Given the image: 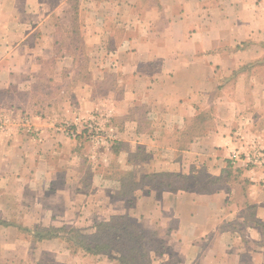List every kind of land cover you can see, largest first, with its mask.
I'll list each match as a JSON object with an SVG mask.
<instances>
[{"label":"crops","instance_id":"1","mask_svg":"<svg viewBox=\"0 0 264 264\" xmlns=\"http://www.w3.org/2000/svg\"><path fill=\"white\" fill-rule=\"evenodd\" d=\"M0 113V264L70 254L57 238L30 248L19 224L118 213L155 231L150 264H264V166L242 160L264 153V0H0ZM92 116L113 138L94 153L61 127ZM114 160L140 174L127 198ZM157 172L220 180L141 179Z\"/></svg>","mask_w":264,"mask_h":264},{"label":"trees","instance_id":"2","mask_svg":"<svg viewBox=\"0 0 264 264\" xmlns=\"http://www.w3.org/2000/svg\"><path fill=\"white\" fill-rule=\"evenodd\" d=\"M119 174L122 179L131 178L130 171H122ZM147 178L151 179V185L154 187L168 188L171 191L186 188L188 185H192L197 191H208L214 182L220 180V177H211L207 174H204L203 178L198 175L190 178L187 175L171 172H157L141 177L144 180ZM137 185L134 183L128 187L127 183L121 180L123 190L118 195L131 196ZM23 230L29 233L33 242L59 238L64 240L72 251L82 250L93 256L103 255L114 260L116 264H150L151 262L147 243L152 232L147 234L135 219L126 214L111 215L108 220L97 222L91 231L66 225L33 229L26 227Z\"/></svg>","mask_w":264,"mask_h":264},{"label":"rangeland","instance_id":"3","mask_svg":"<svg viewBox=\"0 0 264 264\" xmlns=\"http://www.w3.org/2000/svg\"><path fill=\"white\" fill-rule=\"evenodd\" d=\"M95 1H97V0H95ZM65 32V31H64ZM69 34V33H68ZM76 36H78L79 37V30L77 29L76 30ZM65 47L66 48H68L69 46H68V42H66V44H65ZM68 49H70V47L68 48ZM212 107V106H211ZM211 110L209 111V113L207 112V111H203V113L205 112V120H207L206 121V123H207V127H209V125H210V122L208 121V117H209V115H210V113L211 112H213V108H210ZM6 115V114H5ZM196 120V119H195ZM210 120V119H209ZM194 124L195 125H197V123H196V121H194ZM194 127H196V126H194ZM193 127V128H194ZM196 128H194V130H195ZM88 140V139H87ZM89 142V141H88ZM88 147H89V150H91L93 153L94 152H97L99 149H101V146L100 145H96V144H94V143H91V142H89L88 143ZM81 158V160H80V162L82 163V164H85L86 163V161L84 160V159H91L88 163H86V165H88V168H89V166H91L92 164L93 165H95L96 164V160H93V158H85V157H83V156H81L80 157ZM93 161H95V162H93ZM113 164H111V165H113V167H112V172H115L113 175H114V177H113V179H115L118 183H121V180H123V182L124 183H127V186L128 187H131L132 185H133V181H135V184H137V183H139L140 184V174H138V173H136V172H134V171H130L131 172V178H127V179H122V177H121V175L118 173V165H117V161L116 160H114L113 162H112ZM82 164H80L81 166H82ZM100 171H102L101 169H100ZM127 170H125V172H126ZM106 177V176H105ZM199 177L200 178H203L204 177V174H200L199 175ZM83 178L85 179V180H91L92 178H93V175L91 174V175H89V172L87 173L86 172V174L83 176ZM107 179V178H106ZM111 179V178H110ZM118 179V180H117ZM137 181V182H136ZM121 190H123V188H122V186H121V188H120V190L118 191V193L121 191ZM116 192V191H115ZM119 197H122V196H120L119 195ZM129 197V196H128ZM123 198H127V196L126 197H123ZM119 214V213H118ZM127 215V214H126ZM131 218H133V219H135L136 221H137V224L139 225V226H141L142 228H143V226L141 225V223L136 219V218H134V217H132V216H130ZM108 220V219H107ZM99 221H103V220H96V221H94V222H88L87 224L86 223H83L82 225H72V224H67V223H63V224H61V225H59V226H62V225H66V226H72V227H75V228H80V229H82V230H85V231H91L92 230V227L97 223V222H99ZM59 226H55V227H59ZM27 226H25V225H23V224H19V227H18V230H19V233H20V236L18 237V239H20V240H23L24 238L21 236V235H23V236H25V235H27V234H29L28 232H26L25 230H23L24 228H26ZM36 228H37V226H35ZM34 227V228H35ZM27 228H29V227H27ZM38 228H42V227H38ZM46 228V227H45ZM31 229H33V228H31ZM143 230L148 234V232H152V234H154V230H152V229H149V228H143ZM59 241H60V246L61 245H64L63 247L70 253V254H78L77 255V257H79L78 258V261H80L79 262V264H89V263H91L92 261L90 260H87V259H82L81 257H80V253H85V255H88L89 257H92V260H93V258L95 259V258H97V257H105V258H108V257H106V256H103V255H99V256H93V255H90V254H88V253H86V252H84V251H82V250H76V251H72V250H70L68 247H67V245H66V243H65V241L64 240H62V239H59V238H57ZM25 240V239H24ZM27 240V239H26ZM157 240H155V238L153 237V235H150V237H149V242L147 243V247L149 248L148 249V252H149V258H150V261H151V257L153 256V251L155 250V248H157V242H156ZM28 244H29V247L30 248H34V243H33V241L31 240V238L30 239H28ZM260 244L264 247V236H261V242H260ZM17 245H19V246H21V243H19V244H17ZM31 254H34V253H31ZM31 254H30V256H31ZM69 254V255H70ZM68 255V254H67ZM67 255H65L64 254V256H54L52 253H49V251H43L42 253H41V255H40V257H39V259H38V261L37 262H39V264H66V261L68 260H70V256L69 257H67ZM20 256V255H19ZM37 256V255H36ZM36 256H31V258H30V264H32L33 262H36L35 261V257ZM64 257V258H63ZM72 258H73V255H72ZM15 259H16V261L18 262L19 260H22L21 258H19L18 256H15ZM109 259V258H108ZM110 261H113V262H115L114 260H111V259H109ZM257 262L258 263H262V262H264V258H262V257H258L257 258ZM76 264L77 263V261H73V262H71V264ZM116 263V262H115Z\"/></svg>","mask_w":264,"mask_h":264},{"label":"built area","instance_id":"4","mask_svg":"<svg viewBox=\"0 0 264 264\" xmlns=\"http://www.w3.org/2000/svg\"><path fill=\"white\" fill-rule=\"evenodd\" d=\"M9 120L10 118L7 115L0 113V131L7 130ZM61 127L63 128L64 133L70 137L83 135L88 139L89 142L100 146L110 145L113 139L110 131L103 128L95 116L81 119L79 120L78 124L74 126L63 124ZM256 151L257 150L255 149L254 154H247L242 158V160H245L246 165L259 161L260 164L264 166V153H261V151ZM234 160L237 161V159Z\"/></svg>","mask_w":264,"mask_h":264}]
</instances>
